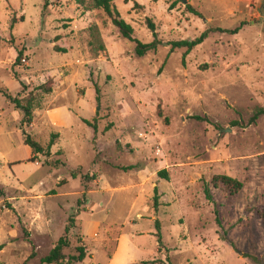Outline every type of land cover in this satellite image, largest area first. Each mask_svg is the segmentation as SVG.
<instances>
[{
    "label": "rangeland",
    "instance_id": "obj_1",
    "mask_svg": "<svg viewBox=\"0 0 264 264\" xmlns=\"http://www.w3.org/2000/svg\"><path fill=\"white\" fill-rule=\"evenodd\" d=\"M175 1H115L139 40L156 25L157 50L138 56L102 9L0 0V264H41L62 236V264L79 245L77 264H264V115L250 123L264 107V0ZM31 93L26 126L7 94ZM62 106L63 127L48 116ZM22 128L45 148L56 135L50 155L32 159Z\"/></svg>",
    "mask_w": 264,
    "mask_h": 264
},
{
    "label": "trees",
    "instance_id": "obj_2",
    "mask_svg": "<svg viewBox=\"0 0 264 264\" xmlns=\"http://www.w3.org/2000/svg\"><path fill=\"white\" fill-rule=\"evenodd\" d=\"M116 0H76V2L82 6H86L87 8L91 9H102L107 16L111 19L113 25L118 28L119 33L124 39L133 41L136 43L135 51L138 56H144L150 51H155L157 50L160 41L157 38L158 33L156 31V25L155 23L151 20L148 19V26L153 32L154 39L151 42H143L139 40L137 37H135V30L133 26L127 22L120 14L119 10L115 7L114 3ZM179 0H176L177 2ZM189 8H191L189 6ZM192 11L196 15H200V13L192 9ZM221 28H216V29H211V30H206L203 32L200 36L190 40V39H183V40H178L173 42V47L174 48H185L187 52H190L194 48H196L198 45L202 44L205 39L208 37L210 32L213 31H221ZM233 33H237V31H232ZM22 57V53L19 54L18 56V61H20V58ZM38 90L44 93H51L53 91L52 83H44L38 87ZM99 91V89H98ZM7 97L9 100H11L15 106L20 109L23 113V119H22V125L29 126L33 123V112L35 108V101H36V96L31 93V95L27 98L19 99L17 97H13L10 94H7ZM264 115V107H259L255 111L254 115L250 119V123H255L257 119L261 116ZM196 119L198 120H203V121H209L207 117H201V116H196ZM86 122L89 123L88 120H85ZM217 125V124H216ZM218 126V125H217ZM23 130V135H24V143L30 147V149L33 152V157L38 154H45V156L50 155V150L52 146L54 145V135L49 142L48 146L45 148L39 141L35 140L29 133L26 132L24 128ZM159 175L164 178V179H169L168 171L166 169H163L159 171ZM214 182L216 184L222 185L225 189H227L229 192L234 193L242 189L243 183L235 179L231 176L228 175H216L213 178ZM205 193L209 199H212L211 195V190L209 186L207 185L205 187ZM155 197H154V205L155 208L157 209L158 206L160 205L159 202V193H158V187H155ZM158 229H160V221H156ZM69 231V228H67L66 233ZM159 245L161 246L162 240L161 236H159ZM4 245H0V247H3ZM68 246V240L66 239V236H62L57 244L53 247V249L44 256L41 259V264H62L64 260L67 259V256L65 254V248ZM161 250V247L160 249ZM87 248L85 245H79L77 247V254L71 255L69 257V264H77L83 262L87 258ZM35 256V254H32V257ZM23 264H29L28 261L26 260Z\"/></svg>",
    "mask_w": 264,
    "mask_h": 264
},
{
    "label": "crops",
    "instance_id": "obj_3",
    "mask_svg": "<svg viewBox=\"0 0 264 264\" xmlns=\"http://www.w3.org/2000/svg\"><path fill=\"white\" fill-rule=\"evenodd\" d=\"M233 1H236L237 3H247V4H250V5L251 4H256V3L259 2V0H233ZM60 111H64V113L66 114V118L68 120L65 121L62 117H60V115H59ZM48 116L51 119V121L59 123L60 126L62 125L61 127L67 126V125H70V124L74 123V119L71 116L70 110L66 106H62V107H58V108H55V109L48 110ZM29 149H30V147H29ZM29 151L33 154L31 149Z\"/></svg>",
    "mask_w": 264,
    "mask_h": 264
},
{
    "label": "water",
    "instance_id": "obj_4",
    "mask_svg": "<svg viewBox=\"0 0 264 264\" xmlns=\"http://www.w3.org/2000/svg\"><path fill=\"white\" fill-rule=\"evenodd\" d=\"M261 12H262V14L264 15V9H263V10H261Z\"/></svg>",
    "mask_w": 264,
    "mask_h": 264
}]
</instances>
